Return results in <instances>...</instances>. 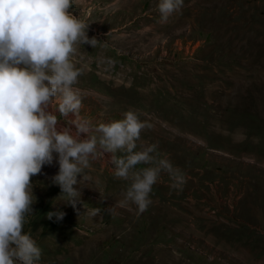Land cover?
<instances>
[{"label":"rangeland","instance_id":"obj_1","mask_svg":"<svg viewBox=\"0 0 264 264\" xmlns=\"http://www.w3.org/2000/svg\"><path fill=\"white\" fill-rule=\"evenodd\" d=\"M159 2L72 0L99 41L72 57L84 70L74 87L93 123L128 111L150 123L138 145L157 144L186 183L173 189L162 172L137 215L119 206L129 182L105 153L85 170L92 182L78 177L74 210L52 183L58 165L44 166L24 224L39 264H264V0H184L166 23Z\"/></svg>","mask_w":264,"mask_h":264},{"label":"clouds","instance_id":"obj_2","mask_svg":"<svg viewBox=\"0 0 264 264\" xmlns=\"http://www.w3.org/2000/svg\"><path fill=\"white\" fill-rule=\"evenodd\" d=\"M183 5L184 0H160V22L166 23ZM71 6L72 0H0V264L41 260L42 250L24 232V224L36 202L32 177L44 166L58 165L52 183L74 210L81 202L74 187L78 177L80 185L92 182L85 170L105 153H111L107 162L114 177L129 182L119 206L134 204L137 215L152 204L150 194L162 172L173 189L186 183L179 167L159 157L157 144L138 145L141 132L152 125L135 112L108 123L80 115L82 98L74 85L84 70L72 57L78 46L94 48L99 41L89 38V25L71 14ZM107 211L114 212L115 206ZM65 215L50 211L46 218L60 222Z\"/></svg>","mask_w":264,"mask_h":264}]
</instances>
